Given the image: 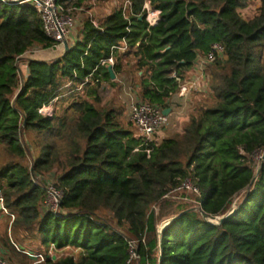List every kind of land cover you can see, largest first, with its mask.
<instances>
[{
  "label": "trees",
  "instance_id": "trees-1",
  "mask_svg": "<svg viewBox=\"0 0 264 264\" xmlns=\"http://www.w3.org/2000/svg\"><path fill=\"white\" fill-rule=\"evenodd\" d=\"M82 1L58 0L64 8ZM130 1L128 19L120 6L97 27L85 19L62 56L26 59L25 73L18 64L26 53L55 44L34 6L0 9V150L11 159L0 165V191L11 234L33 232L45 249L78 252L33 251L45 256L40 264H126L128 241L137 242L132 264H264V164L245 192L252 154L264 151V0L251 19L240 10L254 0H149L160 11L152 27L141 15L146 0ZM123 41L124 52L112 50ZM213 44L224 52L210 98L180 133L145 141L130 121L136 134L124 126L122 111L98 106L103 84L115 86L101 61L113 57L117 77L133 60L139 99L163 110L180 90L172 75L184 81ZM50 104L51 116L42 115ZM50 171L63 195L55 214L43 210L44 188L35 182ZM186 178L203 213L226 214L237 195L236 209L214 225L179 207L158 234L153 207Z\"/></svg>",
  "mask_w": 264,
  "mask_h": 264
},
{
  "label": "rangeland",
  "instance_id": "rangeland-1",
  "mask_svg": "<svg viewBox=\"0 0 264 264\" xmlns=\"http://www.w3.org/2000/svg\"><path fill=\"white\" fill-rule=\"evenodd\" d=\"M121 0H83L81 4L77 6V9L75 10V16H76V24L74 28L73 38L74 42L79 37V29L81 27L82 22L85 19H92L96 24L100 22L104 16L111 13V11L118 7ZM246 13L244 14L245 19H251L253 16L256 15L257 7H255V0L250 3L248 6L244 7L247 8ZM0 9H6L8 11L14 9L16 11L19 10V7L17 5H11V4H0ZM247 10L249 11V14H247ZM241 14V11H240ZM60 47V46H59ZM61 50V48H59ZM49 53V54H48ZM48 54V55H46ZM57 53H52V51H46V49L36 48L32 51L26 53L24 55L25 59H23L19 64L18 68L21 73H23L24 67H25V61L26 59L30 58H38L42 61H52L55 59ZM264 57V56H263ZM129 62L133 63V60L129 59ZM222 60L218 59L217 63L218 65H221ZM216 61L211 64H207L204 66L201 75H196V83L198 84V90L188 93V96L190 97L189 102H201L203 100H206L207 98H210V88H211V82L212 77L214 76V73L217 72L220 67L217 65ZM126 66V65H125ZM123 67V70L121 73L118 74L117 78L114 79L115 86L112 87L109 84L104 83L103 88L100 90V103L98 106H101V109H108V108H115L118 111H122V121L124 126H129L132 131H134L133 127L129 123L128 119V103L130 99H139V87H138V76L136 75V70L134 68V65L131 66V68ZM140 100V99H139ZM174 109L181 113L180 115H172L169 116V123L167 126L163 127L160 132L152 138V141L160 142L163 138L171 135H176L181 132L184 125L187 121V115L186 111L191 110L193 107V104H177V106H174L175 104H172ZM179 106L182 107V109H179ZM188 106L187 108H185ZM50 108L53 110V106L51 105ZM184 113V114H183ZM183 114V115H182ZM136 134V132L134 131ZM28 151V158H26V164L31 167L32 165V159L33 155L31 154V148ZM259 155L255 154L252 156V160L255 163V173L257 170L264 164V157L263 161L258 158ZM11 161L10 157L2 150H0V165L7 163ZM53 179V173L45 172V173H38L37 177H35V180L39 183L49 182ZM242 191L241 193H243ZM180 192H176L171 195V199H168L166 201L163 200V202L159 205H156L153 207V210L157 217L159 215H164L161 219L162 222L157 223V228H160V226L165 222L169 221L170 219L174 218V216L177 214V210L179 207H183L184 209H187V211H200L198 205L190 196L189 193H185L187 198L180 197L178 194ZM240 194V193H239ZM237 196V195H236ZM234 197L232 204L235 203ZM232 204L230 208L232 207ZM237 205H235L236 207ZM2 211V210H1ZM4 213V219L1 221L0 219V228L2 227L4 230V240L7 241L9 238L14 245H16L17 248H24L25 250H32L37 252H42L45 254H48L50 256H65L68 254H73L74 256H77L78 252H76L73 249H65L62 251H54L53 248L45 249L44 247H41L39 242L37 240H34V233L29 232L25 234L24 232L18 231L17 232V239L14 237L13 234L10 232V225H9V231L7 232L6 223L13 220L10 217V214L7 211H2ZM2 213V214H3ZM220 217V216H217ZM3 240V242H4ZM10 244V243H9ZM8 242H4V244H1L7 249H10L11 245H9ZM7 257V256H5ZM12 260L9 258L10 261L16 263V264H31L29 260L24 258L22 255L12 253L11 254ZM8 259V258H7Z\"/></svg>",
  "mask_w": 264,
  "mask_h": 264
},
{
  "label": "built area",
  "instance_id": "built-area-1",
  "mask_svg": "<svg viewBox=\"0 0 264 264\" xmlns=\"http://www.w3.org/2000/svg\"><path fill=\"white\" fill-rule=\"evenodd\" d=\"M4 4H30L34 6L37 10L39 19L42 24L43 31L45 35L55 44V46H62L63 42H67L68 45L74 43L73 33L74 26L76 24L75 10L76 6L70 8H64L58 0H0ZM120 9L122 15L125 19H128L132 15V3L130 0H121ZM160 11L151 6L149 0H146L141 9V15L145 19L149 27L154 26L159 20ZM93 26L97 27V24L90 19ZM54 46V47H55ZM112 50H117L119 52H124L125 42H122V45L119 47H113ZM224 49L219 44H213L205 55L197 58L193 67L198 71L202 72L203 68L207 64L214 63L218 58L223 57ZM101 66L104 67H113L114 59L109 57L106 60L101 61ZM176 81L180 82V90L178 95L180 97H185L191 90L197 91L198 84L196 79L190 77L184 81H180L175 74L172 75ZM51 104L44 106L40 109L42 115L51 116L52 109L50 108ZM169 109V108H167ZM165 110V109H163ZM163 110L155 105L150 104L149 102L142 101L139 99H130L128 103V119L135 126L137 132L141 134L145 141H152V138L156 136L160 130L167 126L169 123V114L163 115ZM170 110V109H169ZM170 113V112H169ZM259 155V159L263 161L264 151H256L252 154ZM44 188V204L43 210L49 213H57L60 209V203L62 200V192L59 190L52 181L39 183ZM176 192H185L198 194V188L194 186L190 178L183 180L178 187L169 191L163 196L164 201L171 199V195ZM186 199V198H185ZM198 204V203H197ZM0 206L2 211H6L3 206V199L0 191ZM199 207V205H198ZM200 209V207H199ZM13 219V216H11ZM169 221H165L160 228H157L158 234L161 230L168 225ZM137 242L128 241V259L126 264H132L138 260V254L136 253ZM31 264H40L44 261L45 256L41 253L33 252L30 250H19ZM0 264H16L4 255L0 254Z\"/></svg>",
  "mask_w": 264,
  "mask_h": 264
},
{
  "label": "crops",
  "instance_id": "crops-1",
  "mask_svg": "<svg viewBox=\"0 0 264 264\" xmlns=\"http://www.w3.org/2000/svg\"><path fill=\"white\" fill-rule=\"evenodd\" d=\"M104 1V0H103ZM121 3V2H120ZM119 6H120V4H119ZM259 6V0H255V7H258ZM246 9H248V7L247 8H243V9H241L240 11H241V16H242V18L243 19H245V17H244V14L246 13ZM110 14V13H109ZM109 14H107V15H109ZM249 14V11L247 10V14L246 15H248ZM106 15V16H107ZM106 16H104V18L106 17ZM59 48H61V50L59 49ZM46 51H52V53H57L56 54V56H55V58H57V57H60V56H62V54H63V47L62 46H55V47H52V48H49V49H46ZM49 54V53H48ZM48 54H46V55H48ZM23 59H25V57L23 56ZM30 59H35V60H40V59H38V58H30ZM133 65V63L132 62H129V63H126V68H131V66ZM23 72L25 73L26 72V69H25V67H24V70H23ZM201 73L202 72H200V71H198L195 67H192L191 68V70L189 71V72H187L186 74H185V77H184V80H186L187 78H190V77H192V78H194L195 79V76L196 75H201ZM118 76V75H117ZM115 78H117L116 76H115ZM179 93V92H178ZM178 93L177 94H175V95H173L171 98H170V105H169V109H170V113H169V116H172V115H174V114H176V115H180L181 113H178L175 109H174V107H173V103L175 104L174 106H177V104H185V105H187V104H193V107H192V109L191 110H187L186 111V114L185 115H187V121H188V119H189V116H190V114H192V113H194V112H196V110L198 109V106L201 104V103H204V102H189L190 101V97L188 96V94H187V96H185V97H180L179 95H178ZM136 99H138V98H136ZM188 106H186L185 108H187ZM179 109H182V107H180L179 106ZM184 114V113H183ZM182 114V115H183ZM186 121V122H187ZM3 212L0 210V219H1V221L4 219L3 217H4V213L2 214ZM164 216V215H163ZM162 215H159V217H157V223H159V222H162V220L163 219H161L162 217H163ZM7 225H6V229H7V232L9 231V225H10V222L9 221H7V223H6ZM4 230H3V228L1 227L0 228V254H2V255H4V256H7V258L9 257V258H11V254H12V251H11V249H7V248H5L4 246H2L1 244H4V242H7V241H5L4 240ZM3 240H4V242H3ZM11 243H12V241H10ZM12 259V258H11Z\"/></svg>",
  "mask_w": 264,
  "mask_h": 264
},
{
  "label": "water",
  "instance_id": "water-1",
  "mask_svg": "<svg viewBox=\"0 0 264 264\" xmlns=\"http://www.w3.org/2000/svg\"><path fill=\"white\" fill-rule=\"evenodd\" d=\"M67 50H68V44H67V42H63V53H65ZM107 72H108V74H109V76H110V79H111V80H114V79H115V76H114V74H113V71H112V68H111V67H108V68H107ZM169 111H170L169 109H165V110H163L162 113H163V115L166 116V115L169 114ZM259 171H260V168H259V169L257 170V172L254 174V177H253V179H252L250 185H249V186L247 187V189L245 190L246 195L251 191V189H252V187H253V185H254L256 179H257V176H258ZM1 209H2V208H1V206H0V210H1ZM235 209H236V207L232 204V207L226 212V214H224V215H222V216H220V217H212V216H209V215L203 213L202 211H201V213H202V215H203V220L206 221L207 223L214 224V225H220V224L223 223V221H224L227 217H229L232 213H234ZM173 219H174V218L170 219L169 222H170L171 220H173ZM169 222H168V224H169Z\"/></svg>",
  "mask_w": 264,
  "mask_h": 264
},
{
  "label": "bare ground",
  "instance_id": "bare-ground-1",
  "mask_svg": "<svg viewBox=\"0 0 264 264\" xmlns=\"http://www.w3.org/2000/svg\"><path fill=\"white\" fill-rule=\"evenodd\" d=\"M199 213H200V215H201V217L203 218V215H202V213L199 211Z\"/></svg>",
  "mask_w": 264,
  "mask_h": 264
}]
</instances>
